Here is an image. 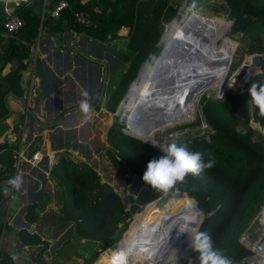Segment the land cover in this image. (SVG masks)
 <instances>
[{
    "label": "trees",
    "instance_id": "trees-1",
    "mask_svg": "<svg viewBox=\"0 0 264 264\" xmlns=\"http://www.w3.org/2000/svg\"><path fill=\"white\" fill-rule=\"evenodd\" d=\"M56 1L45 0L43 10L41 1L34 4L31 0H20L14 6L13 12L22 18L23 24L17 32L6 33L3 51L0 53V69L4 63H10L9 69L0 74V121L6 112L4 94L11 90L21 97L25 92V88L20 90L19 78L21 72L29 66L27 62H22V59L29 55V47L36 35L40 18L43 33H59L72 27L76 31H85L96 41L123 37L124 43L129 46L126 53L129 60L114 76L115 85L107 92L105 101L100 103L106 110H112L125 91L127 83L134 78L139 63L148 53L159 54L161 24L175 16L179 6L175 0H138L136 7L137 0H66L67 6L57 17H52L48 11ZM222 1L232 20L229 30L240 31L250 38L253 51L249 52L264 51V46L260 44L264 33V0ZM2 2L3 0H0V31H4L2 22L5 18ZM76 9L88 14L94 25L81 26L73 22L71 15ZM134 13L135 23L131 31ZM121 26L126 27L125 36L118 33ZM149 42L152 46H148ZM101 93L102 89L100 96ZM201 94L196 101L194 124H200L202 121L206 123L205 134L196 135L191 139H176L174 142L178 146L187 145L190 151L209 153L214 158V166L199 176L187 177L184 184L178 185L179 195L168 196L169 202H184L194 212V200L203 214L197 229L207 232L216 248L221 249L230 259L237 260L245 254L237 236L264 200V137L250 125L251 120L261 127L264 125V118L252 113L246 120L239 118L236 108L239 103L245 101V94L242 92L225 91L219 97ZM26 112L38 122L30 110ZM19 121L11 130L13 136L0 141V187L4 189L8 187L7 181L13 178L15 151L18 148L21 128ZM119 123L123 127V123ZM121 127L111 125L106 132V144L124 159L131 174L134 173L141 179L147 163L151 159L159 158L162 153L140 139L124 134ZM171 130L173 129L169 128V131ZM40 138V135H36L29 142V150L26 151L28 155L39 148ZM54 156L47 175L53 185L52 196L59 204L57 219L73 224V238L71 236L65 239L61 249L64 244L70 245L72 240L75 241L74 246L86 243L89 245L92 259L94 254L98 253L94 244L113 248L121 238L128 222L131 221L132 213L128 207L133 197L127 194L129 204H123L119 194L112 189L113 182L109 181L111 187L101 180L98 173L103 174L102 171L97 169V173L91 164L80 157L72 156L66 149L55 151ZM208 158V155H205V161ZM7 196L8 193L5 192L0 194V203ZM50 196L45 194L39 202L26 206V214H34L27 217V220L31 221L36 217L35 207L42 206ZM196 211L199 219L200 212L197 209ZM17 232L24 243L45 244L36 234L25 229ZM126 246L127 243L121 238L114 250L122 253ZM72 252V249L68 250L65 255L68 261H71L69 254H74ZM74 252L76 253V250ZM78 254L82 255L80 252ZM86 259H83L81 264H88ZM0 264L15 263L11 256L0 253ZM70 264H76V261Z\"/></svg>",
    "mask_w": 264,
    "mask_h": 264
},
{
    "label": "crops",
    "instance_id": "crops-1",
    "mask_svg": "<svg viewBox=\"0 0 264 264\" xmlns=\"http://www.w3.org/2000/svg\"><path fill=\"white\" fill-rule=\"evenodd\" d=\"M121 28H124L126 31V27L121 26L118 33H121ZM80 33L81 31H76L72 27H68L66 30L59 33H43L40 41V52L32 73L30 69L27 68L21 72L19 78L20 90L21 88L27 89L29 82L31 83V91L27 104L23 102V98L20 99V95L18 94L15 95L7 91L3 96L6 112L3 119L0 121V141L13 136L11 130L18 120H20L19 122H21V124L23 123L24 126L21 137L22 157L18 158V160L20 159L18 163V172L15 170V165L17 163V159H15L13 173V177L19 176L23 183L18 191L10 187L8 196L14 194L21 203L25 202L26 206L39 202L43 199L45 194H50V199L53 197V185L47 175L49 165L55 157L53 152L60 150L62 146L71 141L74 143L81 142L82 144L88 141L87 138L91 134V130L89 132L85 124L81 125L79 123L81 120H84V116H86V114L78 110L79 101L84 99V97L81 96V92L85 90L88 92V100L91 105L98 101V109L105 108V106L100 105V103L105 101L107 92L110 89L108 88L110 81L113 78L112 73H114V70H110L112 66L110 63L111 59L106 58L107 68L103 73L105 74V83H103V81H101L102 84L100 83V74L97 84V66L82 60L77 55L76 51L78 49L80 51L79 53L83 55L82 57L87 59L92 58V56L90 57V55L85 52V41L83 40L84 42H80ZM52 34H56L61 46H56L52 42L49 37ZM5 38L6 33L0 31L1 45L5 42ZM74 38L76 42L75 47H69L68 43ZM112 43H114V41L109 44L110 47ZM108 51L110 52L111 50ZM9 66V62L4 63L3 67L0 69V74H4L9 69ZM111 87L113 88V83ZM101 89L102 93L99 101L97 100V96ZM24 95L25 92L23 96ZM28 110L33 113L32 115H34L38 122L27 116L26 111ZM69 110L73 111L66 112ZM22 111L23 113L21 114ZM24 111L26 112L25 117ZM59 113L60 115H58ZM91 115H93V111ZM48 121H53L55 125L48 127L47 124H45L41 129L38 127L43 122ZM56 125L60 127L57 128ZM73 127H75L74 130ZM36 135L41 136V143L37 149L39 155L34 159L31 157L34 151H32L30 155H28L26 151L29 142ZM45 156L48 157L47 169L44 168L46 162ZM2 193H4V188L0 187V194ZM50 209L51 204L49 200L42 206L35 207L36 217L31 221L27 220V217H32L34 214L32 212L26 214V209L22 211L20 221L17 217H15V223H11L10 220L5 221L4 224L0 226V253L7 254L11 256L12 259L13 256H15L16 259H13L15 264H68L67 257H65L66 253L64 251L62 252L61 245L65 239L73 235V226L71 225L72 228L69 235L64 236L65 227L68 224H61L63 221L57 219L58 212L53 215ZM22 221L28 222L29 225H24ZM35 222L39 223L41 226H47L48 232L43 234L33 228L32 226ZM20 229H25L29 233L36 234L41 240L45 241V244L24 243L19 238L17 232ZM58 240L59 242L57 243L56 241ZM74 257L76 261L79 259L76 255ZM96 263L97 260L95 264Z\"/></svg>",
    "mask_w": 264,
    "mask_h": 264
},
{
    "label": "bare ground",
    "instance_id": "bare-ground-1",
    "mask_svg": "<svg viewBox=\"0 0 264 264\" xmlns=\"http://www.w3.org/2000/svg\"><path fill=\"white\" fill-rule=\"evenodd\" d=\"M180 20H182V18ZM180 20L179 19L175 20L166 26L164 32L165 37L167 33H169L170 31H172L173 28H175L176 26L175 24ZM195 24L198 25L197 28H199L203 24L205 25L202 28V32L199 33V40L203 44L202 49L204 48L206 51L200 49V54H199L200 57L196 59H200L201 61L197 62L196 66L193 65L189 69H186V71L188 72V70H191V68L196 67V71H198L199 73L192 75L186 73L184 74V77L186 79L185 84L180 85L178 87L175 85H171L174 75L179 72L183 74L185 72V68H186L185 66L187 64L186 60L184 59L185 55L183 53H175L173 51L182 49V44H184L185 42L184 40L186 38L195 36L196 34ZM226 28H227L226 23L220 24L214 19H209L205 16H201V14L199 13L188 24V26L179 29V32L175 33L174 37L172 35L169 42L165 46V49L168 50L167 53H165L164 52L165 49H163L162 53H160L157 57L152 59V61H146V63L142 66L139 73V77H140V74L143 70L141 79L138 82H136L139 79L138 78L135 82L131 83L132 86L130 85L128 91V94L130 96H128V99L126 101L121 103V108H120L121 111L124 110L123 112L124 117L125 116L127 117L126 122L129 124L130 127L129 130L132 133L142 136L150 143H151L150 140H154L164 145L163 141H160L154 137V132L156 130L163 128L164 126L171 124L173 121H176L179 118L190 116L191 101L193 100L197 91L201 89V87H203L204 85L207 87L209 86L213 87L217 78L225 74V71L227 69V64L230 59L231 50L235 45V41L227 37L226 40L223 41L224 43L222 42L223 43L222 45L221 44L216 45L217 46L216 50L212 49L214 48L212 47V45L216 44L215 39L218 35L225 34ZM177 29L178 27L173 29V33ZM189 54L193 55L192 57L195 58V54L193 51H190ZM161 56H163L162 59L161 58L156 59ZM155 59H156V64L149 65V62H153ZM208 74L213 75V78L207 81L206 76H208ZM159 83H161V92L159 90H157L156 92L157 94H162L163 96H165L162 99L165 100L164 101L165 104L162 107L163 109L162 108L161 109L164 111L167 110V112H164L163 113L164 115L159 120L157 121L154 120V122L146 123V128L144 133H140L139 130L134 127L133 130H131V126L133 125V120L137 119L138 118L137 116L142 114L146 109L149 110L150 103L153 100V97H151V95L155 93L156 85ZM229 84H230V80L227 81L226 86H228ZM169 85H171L173 88L177 87V90L172 91L170 93L171 90H169L170 88H168ZM191 87L192 90L189 92V88ZM167 88H168L167 90L168 95H165V91ZM176 91H180V93H178L179 95L176 99L175 104L172 103L169 104L170 100L172 99L174 100L175 97L173 94H175ZM155 106L158 107L157 105ZM160 115L161 114L158 113L156 116H160ZM113 188L115 190V186ZM175 201L177 200H174L172 202H167L166 205H170L172 203L174 204L176 203ZM177 202L180 203L179 201ZM182 203H180L179 209H174V208L172 209L170 207L162 208L159 207L157 204L156 205L152 204L146 209H144L146 210L145 214L138 215L136 220L138 231L134 233L135 235L133 236L131 242H128L129 244L128 250L132 249V252L129 254L126 264H135L136 260L142 259L144 251L146 250L147 246L151 244V242H156L159 238L160 240H163L164 237L165 240L168 241L169 238L166 235L170 230L168 228H171L172 224L176 223L178 220L179 224H177L174 231L176 233V242L174 243L175 245H173L171 248L172 256L176 253L177 251L176 248H178V245L180 244L179 239L185 240V235L187 237V234L181 233V229L183 228L184 224L189 223V226L192 228L195 226V224L198 221L196 209H194L195 211L193 212L192 209L189 208L190 207L189 205H185L184 202ZM162 209L164 210L160 211ZM193 220L194 223H190V221ZM122 241L124 242L123 238ZM125 242L127 243V241ZM115 253L112 255V258L110 259H107L106 255H102L101 257L102 262H108L109 264L110 263L118 264V261L121 259V253H116V254Z\"/></svg>",
    "mask_w": 264,
    "mask_h": 264
},
{
    "label": "rangeland",
    "instance_id": "rangeland-1",
    "mask_svg": "<svg viewBox=\"0 0 264 264\" xmlns=\"http://www.w3.org/2000/svg\"><path fill=\"white\" fill-rule=\"evenodd\" d=\"M31 1H34V4H36L40 0L39 1L38 0H31ZM190 3L191 4H188V6L183 11L184 13L182 12L183 13L182 14V20H180L179 22H177L175 24L176 25L175 28L178 27V29L176 31H174V33H173V29H175V28H173L172 31L167 33V35H166V37L164 39L165 42L163 43L164 46L161 47V48L165 49V46L169 42V40L172 37V35L174 37L175 33L179 32V29L188 26V24L199 13L201 14V16H205V17H207L209 19H214L220 24L221 23H226L227 24L231 20V17L227 14V12L225 10L226 6H225V4H224V2L222 0H190ZM173 17H174V15H173ZM173 17H171V19ZM171 19L162 22L160 33L164 29H166V26L171 21ZM230 27H231V25L229 26V29H230ZM226 29H228V27ZM120 32H121L120 34L125 36L126 31H125L124 28H121ZM230 32H231L230 30L229 31L225 30V34L222 33L223 35H218L216 37V39H215L216 44L212 45V47H214L212 49L216 50L217 49L216 45H220V44L222 45L224 43L223 41L226 40L227 37H229V38H231V39H233L235 41V45H234L233 49L231 50L230 59H229V62L227 64L228 68L226 69L224 75H221V76H219L217 78V80H216L215 84L213 85V87L209 86V87L205 88L203 90V93L207 92L206 94H209V95L211 94L212 96H214L215 95V89H217V86H218L219 82L221 81L220 82V88H221L223 83L226 81L227 75L230 72V70L233 67H235L238 64L239 61H241L244 58L246 53H248L249 51H253L252 48H251L252 43H251L250 38H248L245 35H243L242 32H240V31L231 32V33ZM156 44H157V42H156ZM260 44H262L264 46L263 37L260 40ZM148 46H152L150 42L148 43ZM161 46H162V44H161ZM111 47L115 48L117 50H120L123 54L119 55L116 52L110 51L111 52L110 54H112V56H113V58L111 59L110 63L112 65L116 63V66H115L114 71H113L114 73H112V77L113 78L110 81V84H109V87H108L110 89L112 88L111 87L112 83H113V86L115 85L114 76H116L118 71H120L122 68L125 67L126 63L129 60V56L126 54V53H128L127 52V48L129 46H127L126 43H124L123 37H120V38H117L116 40H114V43H112ZM151 54L152 53H148L147 57L144 58L143 61L150 60V55ZM38 55H39V53H38ZM160 58L162 59L163 56L158 57L156 59H160ZM156 59L153 62H149V65H155L156 64ZM150 61H152V60H150ZM142 62L139 63V65L137 66L134 78H135V76L137 74V71L140 68V65L142 64ZM142 72H143V70H142ZM142 72L140 74L139 79L136 82H138L141 79ZM101 78H103L102 81H103V83H105V81H104L105 80V74H103L101 76ZM28 79H29V76H28ZM133 79H131L127 83L126 89L121 94V96L118 99V102L116 103L114 109L106 110L105 108H100V109L95 108V109H93V115H91L92 114V112H91L89 115L84 116V119H88V116L90 117L89 125H88V120L85 122V125H86L87 129L91 130V134L88 136V138H87L88 141H86V142L88 143V147H90V149L92 150V153L94 155L97 154L98 152H102V150L104 148H110L111 151L113 153H115V151L110 146H108L106 144V141H105L106 132L111 127V125H113L115 127H121L119 122L123 123L124 120L126 121L127 117L126 116L124 117V113H123L124 110L123 111L119 110V113L117 115H116V110H117V107L119 106V103L126 101L128 99V96H130L128 94L127 97L123 98L127 88L131 85V82H132ZM101 84H102V82H101ZM25 92H26V89H25ZM199 96L197 97V94H196L194 96L193 100L191 101V113H190L189 117L179 118L178 120L173 121L171 124H169L167 126H164L163 128H161L159 130H156L154 132V137L156 139L160 140V141H163L164 145H168L170 143H173L176 139H191L192 137H194L196 135L205 134V131L207 129L206 123H204L202 121L200 124H196V125L194 124L195 119H196V112H197V105H196L197 102L196 101L198 100ZM22 113H23V111L21 112V114ZM58 115H60V113ZM27 116H30V118L33 119V117L30 115L29 112H27ZM52 122H51V124H50V121L43 122V123L49 124L47 126L51 127V125H55V123L52 124ZM62 126H64V125H62ZM123 127H124V123H123ZM123 127H121V128H123ZM179 127H181V128H179ZM169 128H172L173 130L169 131ZM68 144H66L68 146L64 145V146H62V148L66 149V151L69 154H71L72 156L80 157L81 159H83L86 162H88L89 164H91L95 168L97 173H98L97 169L102 171L103 174L98 173L100 178H101V175H103V178L106 179V181H108V182H109V180L111 178V180H112L111 182H113L114 186H115V184L118 183L113 178L115 175H113V172L110 171L107 168V166L104 164V162H102V161L100 162L99 159H97L98 157L96 159H94V160H91V157L87 154V146L85 144L77 143V142L74 143L72 141L68 142ZM102 144H104V145H102ZM62 148H60V149H62ZM116 156L119 157L117 154H116ZM119 158L123 161V165L127 166V164L124 161V159H122L121 157H119ZM19 160L17 158V161H16L17 163L15 165V170L17 172H18V168H19V164H18ZM94 163H96V166L94 165ZM98 165H100V166H98ZM126 171L129 174H131V172L129 170H124V171H122V173H125L128 176ZM107 172L109 173V175H108ZM10 187L11 186L8 185L7 188L10 189ZM118 187L115 186V190H114V188H112V189L119 194V196L121 198V202L127 206L129 204V201L127 199L126 200L123 199V194H125V187H123L122 193H120V187L119 188ZM170 195L171 196L179 195V193H178V191H170L168 193V195H166V196L163 195L162 197L161 196L160 197H156V198H154L152 200H149V201L145 202L144 204H140L137 207H135L134 212L131 214V221L129 220L130 222H128L129 224L126 227V229L123 231L122 236H121V238H123L125 241H127V246L124 247L125 249H123V252L128 250V248H129L128 242H131L133 236L135 235L134 233H136L138 231L137 230L138 227L136 225V220H137L138 215L145 214L146 210H144V209H146L147 207H149L152 204H155V205L157 204L159 207H162V208H164V207L169 208L170 207L172 209L173 208L174 209H179L180 203H178V202H176L174 204L172 203L170 205H166L167 202H169V197L168 196H170ZM49 200H50V204H51L50 212L53 213V215H54L55 213L58 212L57 209H58L59 204L56 202V200L53 197H51V199L49 198L47 201H49ZM163 210L164 209H162L160 211H163ZM139 219H140V217H139ZM71 223L72 222L69 221L68 225L65 227L66 230H65V235L64 236L69 235L70 230L72 228ZM124 236H125V238H124ZM71 238H73V236ZM121 238L119 240H121ZM185 239H186V235H185ZM119 240H118V242H119ZM163 240L166 241L165 237H164ZM163 240H160V242H163ZM118 242L116 243V245H118ZM74 243H75V241L72 240L70 245L64 244L63 247H62V249H63V251L65 253H67L68 250H71V249L73 250L72 253H74V254H69V256H71V259H70L71 261H68V264H70L72 261H76L75 257H74L75 255L78 258L79 257L81 258V259L79 258L76 261V264H81L82 260L85 259V258H87L86 259L87 262L89 261L88 264H95L96 260H97L96 264H109L108 262H102V259H101L102 255H106L107 259H110V258H112V255L115 252L117 253V251L114 250L116 245H115V247L112 248V247L98 246L97 244L96 245L94 244L93 246H95V248H96L95 250H97L98 253L94 254V257L91 259L92 256H91L90 250H88L89 249V245L88 244H86V243L82 244L81 243V245L74 246ZM152 244L153 243H151L150 245H152ZM150 245H148L149 247L147 246L146 250L144 251L142 259L136 260L135 264H150V262H148V261L152 260V258L155 255V251H153V252L151 251L152 250V246H150ZM148 249H149V252H150L149 255L151 257L145 260V258L148 255ZM75 250H76V253L74 252ZM79 252L82 253V255H79L78 254ZM174 253H175V251H174ZM72 255H74V256H72ZM109 256H111V257H109ZM170 256H171L170 258H167L161 264H183L184 263V259H183L184 255L181 256L176 261L175 258L178 256V252L177 251H176V253L173 256H172V252H171ZM114 259H116V258H114ZM155 264H158V263H155Z\"/></svg>",
    "mask_w": 264,
    "mask_h": 264
},
{
    "label": "water",
    "instance_id": "water-1",
    "mask_svg": "<svg viewBox=\"0 0 264 264\" xmlns=\"http://www.w3.org/2000/svg\"><path fill=\"white\" fill-rule=\"evenodd\" d=\"M175 1L179 4V6L177 9L176 15L171 19V21L168 24H170L171 22H173L175 20H178V19L180 20L182 18L181 15L184 13L183 11L185 10V8L190 3V0H175ZM137 2H138V0L135 2V7H136ZM134 21H135V13H134V20H133V23L131 26V31L133 30V27H134V23H135ZM231 23H232V20L227 23L228 29H226V31L229 30V26L231 25ZM195 25H196L195 26L196 27L195 36L186 38L184 40L185 41L184 44H182V49L173 51L175 53H183L185 55L184 59L186 60L187 64L185 66L186 68H185V72L183 74L181 72H179V73L174 75V77H173L174 81L172 80L171 85H175L178 87L180 85L185 84L186 79L184 77V74H186V73H188L190 75L199 73L198 71H196V67H194L195 69L191 68V70H188V72L186 71V69H189L193 65L196 66L197 62L201 61L200 59H196V58L200 57L199 56L200 49H202V47H203L202 42H200V40H199V33L202 32V28L205 25L203 24L199 28H197V26H198L197 24H195ZM164 32H165V29L161 32V34L159 36V40H158L162 44L161 47L164 46L163 43L165 42L164 41V39H165V33ZM49 37L51 38L52 42L56 46H61L59 39L57 38L56 34H52ZM83 40L86 43V45L84 46L86 54L90 55V57L92 56V58H94V59L92 60V59H87L85 57H82L83 55H81L79 53L80 51L78 49L76 51L77 55L82 60H85V61L90 62V63L94 64L95 66H97L98 69H97V75H96V83L98 84L100 74L102 76L104 71L107 68V61H106L107 59L106 58H110V59L113 58L112 54H110V52H108V50L116 52L119 55H122L123 53L120 50H117V49L109 46V44L114 40V38L110 39V40H106V41H96L89 34H87L85 31H81L80 42H84ZM198 42H200V43H198ZM68 45H69V47H75V45H76L75 38L70 43H68ZM199 46H201V47H199ZM162 50H163V48L160 49L159 54L162 53ZM202 50L206 51L204 48ZM190 51L194 52L195 58L192 57L193 55L189 54ZM159 54H157V55H159ZM156 56L150 55V60L154 59ZM251 61L255 64H260L262 69H263L262 72L254 75V82L259 83L261 81H264V51L255 52L251 58ZM145 63H146V60L143 61L141 65L143 66ZM141 65L137 71L135 78L132 80L131 83L135 82L139 78V73H140V70L142 68ZM115 66H116V63L111 66L110 70L113 71ZM101 69H102V71H101ZM206 78L208 81L209 79L213 78V75L208 74V76H206ZM101 81H102V78L100 79V83H101ZM174 82H177V83H174ZM220 82L217 86L218 90L220 89ZM171 85H169V87H168V88H170L169 90H171L170 93L172 91L177 90V87L173 88ZM205 87H207V86L204 85L203 87H201V89H199L197 91V93H196L197 97L203 92V89ZM129 88H130V86L127 88L123 98L128 96ZM168 88L165 91V95H168L167 94ZM157 90H159L161 92V83L156 85L155 93L151 95V97H153V100L150 103L149 110L146 109L142 114L137 116L138 117L137 119L133 120V125L131 126V130H133V127H134V128H137L140 133H144L145 128H146V123L154 122V120L155 121L159 120L164 115L163 113L167 112V110L166 111L162 110L163 109L162 107L165 104L164 103L165 100H162V99L165 96H163L162 94H157V92H156ZM191 90H192V87L189 88V92ZM8 92L12 93L11 90H8ZM170 93H169V95H170ZM178 93H180V91H176V93L173 94L175 98L173 97L174 100L173 99L170 100L169 104H171V103L175 104L176 99L179 95ZM99 96H100V92L98 93L97 100H98ZM20 99H22V97H20ZM249 99H250V97L248 96L244 102L239 103L237 105V108H236L237 114L241 120H246L249 117L248 106L246 103ZM121 103L122 102H120L119 106L117 107L116 115L119 113V110L121 108ZM155 105H157L158 107H156ZM70 111H73V110H69L66 112H70ZM158 113L161 115L156 116ZM89 119H90V117L88 116V119H84L83 121L81 120L80 124L81 125L85 124V122L88 120V125H89ZM123 123H124V127L121 128V131L124 134L138 138L142 142L152 146V144L148 140L144 139L142 136H139V135L132 133L129 130V128H130L129 124L125 120L123 121ZM43 125H45V123H42L38 127L41 129ZM56 127L59 128L60 126L56 125ZM74 128L75 127H73V130H74ZM89 132H90V130H89ZM83 144H85L87 146V154L91 157V160H94L98 157L97 159H99L100 162L102 161L104 163H107V165H109V167L111 169H113V172H116V173H122V171L128 170V167L126 165H123V161L119 157H117L116 154L113 153L110 148H104L102 150V152H98L97 154L94 155L92 153V150L90 149V147H88V144L87 143H83ZM102 145H104V144H102ZM154 148L157 149L158 151H160L159 148H157V147H154ZM54 152H53V154H54ZM47 158L48 157L45 156V159H46V162L44 165L45 169H47V167H48ZM94 165L96 166V163H94ZM130 176L133 178V181L126 184V185H125L126 176L123 173H122V175H119L120 179H117L116 177H113V178L116 179L118 182L117 184H115V186L120 187V193H122V189H123V187H125V194H123L124 200L127 199V197H126L127 194L133 196V201L129 204V207H128V209L131 213L134 212L135 207H137L138 205L144 204L145 202H147L149 200H152L156 197L162 196V193H159L155 190H151L147 186H145L139 177H136L134 174H130ZM101 179L108 183V181H106V179L103 178V175H101ZM110 180H111V178H110ZM193 202H194V206L196 207V209L200 212V217H199L197 223L195 224V226L193 227V229H197V227L199 226V224L203 218V214L201 213L200 209L195 204L194 200H193ZM24 209H26V203L25 202L21 203L20 200L16 196L9 195L3 202L0 203V226H2L5 221H9V220L11 223H15V217H17L18 220L20 221V215ZM209 213L210 212H208L207 215H209ZM22 222L24 225H29L28 222H26V221H22ZM68 223H69V221L61 222V224H68ZM177 224H179L178 220L176 223L172 224L171 228H168V229H170L168 234H166L169 238L168 241L163 240V242H160V238H159L156 242H151V243H153L152 245L149 244L150 246H152L151 251L152 252L155 251V255L152 258V260L148 261V262H150V264H155V263L161 264L162 262H164V260L171 257L170 256L171 248L173 245H175L174 243L176 242V233L174 231H175V227L177 226ZM71 225H72V223H71ZM32 227L35 228L36 230H38L39 232L43 233V234L45 232H48L47 226H41L37 222H35ZM56 242L58 243L59 240ZM119 242H120V240H119ZM179 243H180V245L178 246V248H176L178 251V256L175 258L176 261L181 256L187 255V252H188L187 248L189 247L188 246V237H186L185 240L179 239ZM148 255H147L146 259L151 257L150 255L149 256Z\"/></svg>",
    "mask_w": 264,
    "mask_h": 264
},
{
    "label": "clouds",
    "instance_id": "clouds-1",
    "mask_svg": "<svg viewBox=\"0 0 264 264\" xmlns=\"http://www.w3.org/2000/svg\"><path fill=\"white\" fill-rule=\"evenodd\" d=\"M248 95L250 97L246 102L248 113H252L254 116L259 115L261 118H264V81L259 83L253 82L248 88ZM81 96L84 97V99L79 101L78 110L88 115L93 111V107L88 100L89 94L85 90L81 92ZM150 141L153 147L159 148L162 155L159 158L151 159L147 163L146 170L141 179L144 185L149 186L151 189L165 196L168 195L170 191H179L178 185L184 184L187 177L199 176L206 169H210L214 166V158L204 151H190L187 145L178 146L175 142L162 145L157 141ZM205 155L209 157L207 161H205ZM22 183L23 181L19 176L10 178L7 181V184L16 191L21 188ZM4 192L7 194L9 188L6 187ZM190 223H194V220L190 221ZM181 233L187 234L188 248L198 254V264H233L232 259L226 256L221 249L214 246L212 237L207 232L192 229L189 223H185L181 229ZM131 252L132 249H129L122 253L118 264H126L127 258ZM13 259H16V257L13 256ZM183 259V264H185L186 260L185 258ZM262 264H264V262H262Z\"/></svg>",
    "mask_w": 264,
    "mask_h": 264
},
{
    "label": "built area",
    "instance_id": "built-area-1",
    "mask_svg": "<svg viewBox=\"0 0 264 264\" xmlns=\"http://www.w3.org/2000/svg\"><path fill=\"white\" fill-rule=\"evenodd\" d=\"M20 0H3L2 2V10L5 14V18L2 22V26L5 33H14L20 28L23 24L22 18L13 12L14 6L18 4ZM41 1V8L44 9V1ZM67 6L66 0H57L54 5L49 9V14L52 17H57L61 10ZM71 18L73 22L81 25V26H90L94 25L91 17L86 14L83 10L76 9L72 11ZM231 21V20H230ZM44 32V28L41 27V18L39 20V25L37 28L36 35L34 36L32 43L29 47V55L28 57H24L22 62H27L29 69L32 73L36 58L38 53L40 52V41L42 38V33ZM264 39V33L262 34ZM3 51V46L0 44V53ZM255 52H248L244 56V58L238 62V64L233 67L227 75L226 81L223 83L222 87L218 90L215 89L216 97L221 96V94L225 91L235 93L242 92L245 94V100L248 95V88L254 82V75L262 72V67L260 64H255L251 61V58ZM237 63V62H236ZM228 68V67H227ZM230 80V84L226 86L227 81ZM31 83L29 82L28 88L26 89L25 95L22 97L23 102L29 100V95L31 91L30 87ZM24 111V117H25ZM249 113V117H250ZM248 117V118H249ZM250 125L254 126L261 135L264 137V125L259 127L255 125L250 120ZM23 123L20 128V137L18 148L15 152V157L20 158L21 155V137L23 134ZM39 155V151H34L32 153V158L36 159ZM237 241L242 245L245 250V254L237 259L233 260V264H262L264 262V200L258 205L254 214L250 218V220L245 224V226L241 229L237 236ZM187 255L184 257L186 260L185 264H197V255L195 252H192L190 248H187Z\"/></svg>",
    "mask_w": 264,
    "mask_h": 264
},
{
    "label": "flooded vegetation",
    "instance_id": "flooded-vegetation-1",
    "mask_svg": "<svg viewBox=\"0 0 264 264\" xmlns=\"http://www.w3.org/2000/svg\"><path fill=\"white\" fill-rule=\"evenodd\" d=\"M165 50H166V49H165ZM167 52H168V50L165 51V53H167ZM89 59H92V58H89ZM92 60H93V59H92ZM97 105H98V102H97L96 104H93V105H92L93 109L98 108V107H96ZM102 155H103V154H102ZM104 164L107 166V168H108L110 171L113 172V169H111V168L109 167V165H107V163H104ZM107 173H108V172H107ZM126 173L128 174V176H127L125 173H123V174L126 176L125 185L133 181V178L130 176V174H129L127 171H126ZM108 175H109V173H108ZM113 175H115L114 177H116L117 179H120V178H119V175H122V173H116V172H113Z\"/></svg>",
    "mask_w": 264,
    "mask_h": 264
}]
</instances>
